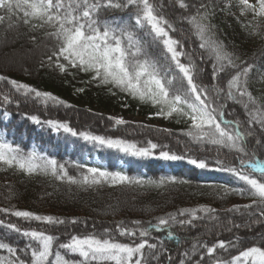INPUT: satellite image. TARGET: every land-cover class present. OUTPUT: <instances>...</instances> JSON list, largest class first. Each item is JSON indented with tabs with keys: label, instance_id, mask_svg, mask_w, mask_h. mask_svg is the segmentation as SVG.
Masks as SVG:
<instances>
[{
	"label": "snow or ice",
	"instance_id": "6c2138e0",
	"mask_svg": "<svg viewBox=\"0 0 264 264\" xmlns=\"http://www.w3.org/2000/svg\"><path fill=\"white\" fill-rule=\"evenodd\" d=\"M184 10L192 9L189 16L184 17L192 25L194 35L199 40V48L207 52V56H199L195 51H185L182 40L174 38L172 24L161 14L162 5L154 0H0V23L6 19L8 27L19 24L29 26L31 30L51 29L45 32L49 38L57 42L55 50L48 57L51 64L55 58V67L61 72L69 68L84 73H91L90 83L110 86L109 92L116 89L150 103L158 109L151 114L165 119L180 117L190 121L188 130L184 133L191 143L200 151L207 152V145L217 148L216 156L199 157L193 155V148H186L183 154L164 150L167 145H159L151 140L146 146L120 136L98 135L89 130L78 131L67 121L56 119L41 120L38 115L29 119L36 124L47 125L55 132L61 130L97 147L116 150L133 157L146 158L157 155L166 161L187 160L199 169H214L233 175L244 187L233 188L228 185L206 184L223 195L239 194L250 196L251 202L244 205H234L228 211H248L250 216L258 214V219L252 223H264V159L257 155V148H264V95L257 97L250 91L251 73L255 71L254 64L240 59L233 49L229 51L223 41L215 33V25L211 20L215 12L214 0H176ZM242 15L251 14L252 21L246 27H252L250 35H260L259 20H264V0H238ZM229 7L231 4L229 3ZM108 10H118L130 13L127 21L123 17L102 19V14ZM15 18L16 23L11 21ZM147 30L146 35L153 41L162 44L164 52L160 59L153 58L146 50V44L139 33ZM35 40V36L32 37ZM161 59L164 63H161ZM63 60L64 63L60 61ZM186 61V62H185ZM237 61H240L237 63ZM211 64L208 84L198 82L200 74L207 71L200 64ZM177 77L186 84L183 89L174 87ZM223 77L225 84L218 83ZM0 81L11 85V90L23 97L33 98L45 106L72 107L66 101L51 92L38 90L36 87L0 76ZM216 81L217 83H213ZM83 92L84 89H78ZM115 94V93H113ZM242 108L245 119L241 120L229 110L228 102ZM13 101L11 92L0 96V103L9 104ZM8 113L5 112L4 115ZM150 115V118H151ZM233 117V118H228ZM112 127L128 125L130 122L123 117H108ZM258 126V129H257ZM144 127V125H140ZM167 131V130H165ZM259 131V135H257ZM250 138L255 144L249 146ZM221 150L233 154V162L226 163L221 158ZM0 164L15 167L31 174L51 175L55 180L76 185L83 190L108 186H137L160 188L167 184L188 183L175 176L161 177L158 180L132 177L121 171H108L99 167H87L73 162V167L80 169L78 176L69 175L64 163L35 150L24 152L19 146L0 139ZM10 209L0 208V212L8 213ZM217 210L208 205L198 208H184L169 212L165 216L156 217L155 222L132 221L136 227L129 228L121 221L116 225L121 236L132 238L130 242H119L113 238L109 229L103 233L93 232L88 235H72L68 242L58 245V249L67 253L79 254V261H70L57 249L54 241L58 237L43 230H25L23 235L31 241L24 250H19L7 243L0 242V250H6L7 257H0V264H93L98 261H113L114 264H146L147 256L160 259L168 249L164 240L156 237L155 243L150 242L152 230L166 231L167 238L173 239V226H193L197 219H203L199 214L207 215L208 219L216 220ZM16 217L34 219L49 225L71 221L52 215H39L31 211L16 210ZM0 223H3L0 221ZM239 227V225H233ZM250 226V225H249ZM8 228L20 232L15 224ZM137 238L139 242H137ZM236 241L219 240L209 246L199 240L193 242L189 249L178 257V264H206L205 257L212 264H264V247L251 246L224 259L216 255L218 249L228 252L235 248ZM23 251V258L18 252ZM168 264H176L171 255L167 256Z\"/></svg>",
	"mask_w": 264,
	"mask_h": 264
},
{
	"label": "trees",
	"instance_id": "16d2710c",
	"mask_svg": "<svg viewBox=\"0 0 264 264\" xmlns=\"http://www.w3.org/2000/svg\"><path fill=\"white\" fill-rule=\"evenodd\" d=\"M162 5L161 14L175 29L170 33L174 38L182 40L185 51H195L199 56H207V52L199 48V40L194 35L192 25L183 18L189 16L192 9H181L176 0H154ZM191 3L192 0H186ZM229 3L231 6L229 7ZM215 12L212 24L215 25V33L219 40L223 41L229 51L235 49L240 59L254 64L255 71L250 77V91L254 96L264 95V20H259L260 35H250L252 27H246L252 21L251 15H242L237 0H214ZM0 14H3L0 12ZM130 13L118 10H108L102 14V19L113 16L123 17L128 20ZM16 23L15 18L11 21ZM257 22L252 21L255 25ZM6 19L0 23V76H6L17 81L27 83L38 90L51 92L60 97L72 107L53 106L49 103L45 106L42 102L33 98H25L11 90V85L6 81H0V96L11 92L13 101L0 103V128L6 132L7 140L11 139L14 145L30 149L32 142L40 153L64 163L69 175L78 176L80 169L73 167V162L91 167L88 161L98 159L105 165L99 167L108 171L122 170L132 177L158 180L161 177L175 176L186 180L188 183L167 184L166 186L137 187V186H108L104 185L95 189L83 190L76 185L55 180L51 175L27 174L15 167L0 164V208H8V213L0 212V242L7 243L19 250H24L27 245L34 242L30 237L23 235L25 230H43L48 234L58 237L54 241V249L61 252L70 261H79V254L67 253L58 249V245L69 241L72 235H88L93 232L103 233L109 229L113 238L119 242H130L132 238L121 236L116 225L123 221L129 228L136 227L132 221L155 222L156 217L165 216L169 212H176L184 208H198L208 205L217 211L212 214L216 220L197 219L193 226H173L174 238L168 239L166 231L152 230L150 242L155 243L154 238L164 240L168 249L165 256L153 259L147 256L146 264H168L167 256L171 255L176 264L178 257L191 244L197 240L211 246L219 240L236 241L235 248H229L228 252L218 249L216 255L227 259L237 255L239 251L251 246L264 247V223H252L258 219V214L250 216L248 211H228L234 205H244L251 202L248 195L217 193L214 189L206 187V184L228 185L233 188L244 187L233 175L214 169H199L187 162V160L166 161L153 157L139 158L126 155L116 150L97 147L83 140L79 136H73L62 130L55 132L51 127L36 124L29 119L31 115L40 116L41 120L56 119L67 121L70 126L78 131L89 130L98 135L120 136L125 139L138 142L139 146H146V141L151 140L159 145H167L164 150H171L177 154H183L186 148H193V155L209 158L216 156L217 148L212 145L206 147L207 152L200 151L194 146L190 138L184 133L188 130L190 121L180 117L165 119L154 116L158 121L165 122L168 127L147 125L129 121L128 125L112 127L111 117L108 112L128 113L137 110L140 113H155L156 107L150 103H143L139 99L129 96L127 93L112 89L110 86L90 83L91 73H84L74 68L61 72L55 67V58L50 64L48 57L56 48V40L49 38L45 32L51 29L33 31L22 23L9 28ZM147 30L139 33L146 44L147 52L156 59L163 56L161 43L153 41L146 35ZM35 36V40L32 37ZM23 58V59H22ZM17 60V61H16ZM64 63L63 60L60 61ZM186 62V61H185ZM240 61H237L239 63ZM161 63L164 61L161 59ZM199 63V60H198ZM207 69L202 72L198 82L208 84L210 80L211 64H200ZM213 83H217L213 81ZM221 87L225 81L221 77L218 81ZM186 81L182 82L177 77L174 87L183 89ZM83 88L80 92L78 89ZM115 93V94H113ZM229 110L235 109L234 116L245 119L240 106L228 102ZM7 112V115L4 113ZM233 118V117H228ZM144 125V127H140ZM258 129V126H257ZM167 130V131H165ZM259 135V131H257ZM255 144V139L250 138L249 146ZM257 155L264 159V148H257ZM221 158L226 163L233 162V154L227 150H221ZM120 163L123 167H120ZM237 199H245L243 204L233 203ZM16 210L31 211L39 215H52L71 221L77 218L76 224L66 223L61 225H49L46 222L34 219L16 217L12 212ZM15 224L21 229L16 232L7 227ZM233 225H239L234 227ZM250 225V226H249ZM137 242L139 239L137 238ZM23 258V251L18 252ZM6 250H0V257H7ZM206 264L212 261L205 257ZM93 264H114L113 261H98Z\"/></svg>",
	"mask_w": 264,
	"mask_h": 264
},
{
	"label": "rangeland",
	"instance_id": "374dc122",
	"mask_svg": "<svg viewBox=\"0 0 264 264\" xmlns=\"http://www.w3.org/2000/svg\"><path fill=\"white\" fill-rule=\"evenodd\" d=\"M238 1V0H237ZM250 2H255V0H250ZM247 15H251L250 13L247 14ZM109 115L112 117V116H116V117H123L125 120L127 121H132V122H136V123H144V124H147V125H157V126H160V127H168V124L165 123V122H160L158 121L157 119L154 118V115H151L152 113H140L138 112L137 110L135 111H132V112H128V113H123V112H120V111H117V112H108ZM150 115H151V118H150ZM6 135V132L0 128V139H3L5 140L6 142L12 144L13 146H18V145H14L12 143V140L11 139H8L7 140V137L5 136ZM30 149L29 150H26L23 146H19L24 152H29V151H32V150H35L37 151L38 153H40L39 149L37 148V146L34 145V143L32 142V144L30 145ZM87 163L91 166V167H104L105 165H103L102 163H100L98 161V159H95L93 161H88L87 160ZM120 167H123V164L120 163ZM121 172H123L122 170H120ZM246 200L245 199H237L235 200L233 203L235 204H243V202H245Z\"/></svg>",
	"mask_w": 264,
	"mask_h": 264
},
{
	"label": "bare ground",
	"instance_id": "6f19581e",
	"mask_svg": "<svg viewBox=\"0 0 264 264\" xmlns=\"http://www.w3.org/2000/svg\"><path fill=\"white\" fill-rule=\"evenodd\" d=\"M23 59V58H22ZM17 61V60H16Z\"/></svg>",
	"mask_w": 264,
	"mask_h": 264
}]
</instances>
